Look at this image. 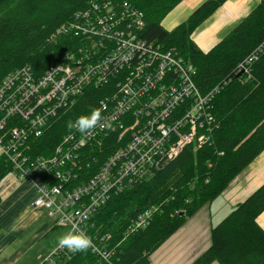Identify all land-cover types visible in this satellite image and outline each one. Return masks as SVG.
Segmentation results:
<instances>
[{"label": "trees", "instance_id": "trees-1", "mask_svg": "<svg viewBox=\"0 0 264 264\" xmlns=\"http://www.w3.org/2000/svg\"><path fill=\"white\" fill-rule=\"evenodd\" d=\"M93 1L140 11V37L162 43L190 63L202 94L216 87L209 109L216 126L210 139L199 147L186 146L147 179L128 184L95 207L80 222L94 249L72 253L56 246L49 256L52 264H150V254L264 149V0L207 52L191 34L224 0H206L171 30L162 20L182 0H0V81L18 67L29 66L40 74L62 60L79 39L55 34L57 28ZM101 93L86 89L75 106L35 140L31 155L50 154L68 122L88 114ZM11 171L0 155V180ZM151 208L148 225L136 227L138 216ZM263 210L264 183L212 227L210 246L191 264H264V230L256 221ZM58 228L63 227L51 230ZM105 248L111 262L102 259Z\"/></svg>", "mask_w": 264, "mask_h": 264}, {"label": "built area", "instance_id": "built-area-1", "mask_svg": "<svg viewBox=\"0 0 264 264\" xmlns=\"http://www.w3.org/2000/svg\"><path fill=\"white\" fill-rule=\"evenodd\" d=\"M143 23L133 7L93 1L57 28L55 34L79 39L62 60L40 74L18 67L0 81V155L33 184L31 205L53 219L50 228L83 231L80 222L95 207L147 179L186 146L207 142L216 126L209 111L216 87L202 94L190 63L140 37ZM89 87L102 89L91 111L100 108L110 127L91 137L67 129L50 154L31 155L35 140ZM152 210L135 226H147ZM108 251L100 254L111 262ZM40 264L52 262L47 257Z\"/></svg>", "mask_w": 264, "mask_h": 264}, {"label": "crops", "instance_id": "crops-1", "mask_svg": "<svg viewBox=\"0 0 264 264\" xmlns=\"http://www.w3.org/2000/svg\"><path fill=\"white\" fill-rule=\"evenodd\" d=\"M206 0H182L162 20L167 30L184 21ZM260 0H224L191 34V39L207 52L238 24ZM264 183V149L245 167L211 202L205 203L190 216L172 235L149 256L150 264H191L211 244L210 231L232 208L244 201ZM34 186L26 179H19L12 171L0 180V236L13 233L16 240L25 232L29 238L13 252L0 253V264H12L25 245L45 235L44 229L34 231L43 210L31 205ZM264 230V210L256 218ZM62 228L48 232L57 233ZM31 231V232H30ZM47 234V235H48ZM13 240V241H14ZM3 244L0 243V248ZM1 251V250H0ZM11 260H8L10 259ZM8 262V263H6ZM210 264H219L213 261Z\"/></svg>", "mask_w": 264, "mask_h": 264}, {"label": "rangeland", "instance_id": "rangeland-1", "mask_svg": "<svg viewBox=\"0 0 264 264\" xmlns=\"http://www.w3.org/2000/svg\"><path fill=\"white\" fill-rule=\"evenodd\" d=\"M39 209L43 210L44 215L40 217L36 222L33 230L38 231L42 228L44 229L45 233H47L45 235H42L41 237L39 236V238L37 239H33V241L19 250L23 252L12 264H40L50 256L54 248L57 246V238L67 231L66 228L63 227L60 231H57L58 234L53 232L48 234V232L51 231L52 227L50 228L49 225L53 222V219L47 216L44 209ZM28 238L29 232H25L16 240H14L15 238H13V233H8L3 237L0 236V243L3 244V246L0 248V253H2L3 249L5 253L13 252L21 243L28 240ZM8 260H11V258Z\"/></svg>", "mask_w": 264, "mask_h": 264}, {"label": "clouds", "instance_id": "clouds-1", "mask_svg": "<svg viewBox=\"0 0 264 264\" xmlns=\"http://www.w3.org/2000/svg\"><path fill=\"white\" fill-rule=\"evenodd\" d=\"M67 127L70 131L75 130L82 136L91 137L97 129L104 130L110 125L102 115V110L95 108L89 114L80 115L75 121H69ZM57 246L72 253H84L95 247L92 238L86 232L76 230L75 226L57 238Z\"/></svg>", "mask_w": 264, "mask_h": 264}, {"label": "bare ground", "instance_id": "bare-ground-1", "mask_svg": "<svg viewBox=\"0 0 264 264\" xmlns=\"http://www.w3.org/2000/svg\"><path fill=\"white\" fill-rule=\"evenodd\" d=\"M79 177H80V178H84L85 175H84V174H80Z\"/></svg>", "mask_w": 264, "mask_h": 264}]
</instances>
